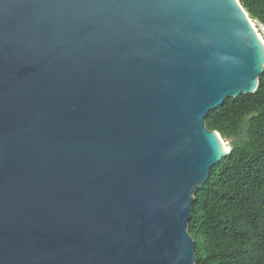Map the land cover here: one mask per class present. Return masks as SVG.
Segmentation results:
<instances>
[{
	"label": "water",
	"instance_id": "95a60500",
	"mask_svg": "<svg viewBox=\"0 0 264 264\" xmlns=\"http://www.w3.org/2000/svg\"><path fill=\"white\" fill-rule=\"evenodd\" d=\"M239 0H0V264H196L205 125L254 94Z\"/></svg>",
	"mask_w": 264,
	"mask_h": 264
},
{
	"label": "trees",
	"instance_id": "16d2710c",
	"mask_svg": "<svg viewBox=\"0 0 264 264\" xmlns=\"http://www.w3.org/2000/svg\"><path fill=\"white\" fill-rule=\"evenodd\" d=\"M239 2L264 26V0ZM204 122L232 150L194 196L196 264H264V72L254 94L226 99Z\"/></svg>",
	"mask_w": 264,
	"mask_h": 264
},
{
	"label": "rangeland",
	"instance_id": "374dc122",
	"mask_svg": "<svg viewBox=\"0 0 264 264\" xmlns=\"http://www.w3.org/2000/svg\"><path fill=\"white\" fill-rule=\"evenodd\" d=\"M252 22L254 23L259 36L262 38V40L264 42V26L262 24H260L258 21H255V20L254 21L252 20ZM222 139H223V141L225 143L226 140L224 138H222Z\"/></svg>",
	"mask_w": 264,
	"mask_h": 264
},
{
	"label": "bare ground",
	"instance_id": "6f19581e",
	"mask_svg": "<svg viewBox=\"0 0 264 264\" xmlns=\"http://www.w3.org/2000/svg\"><path fill=\"white\" fill-rule=\"evenodd\" d=\"M248 17H249V16H248ZM249 18H250V17H249ZM250 22H251L252 27L254 28L255 32L257 33L259 39L261 40L262 44L264 45V42H263L262 38L259 36V34H258L257 30H256V27H255V25H254V23L252 22L251 19H250ZM220 139H221V143H222V147H223L224 151H225V152H228V151H229V147H228L227 143H224V141H223L222 138H220Z\"/></svg>",
	"mask_w": 264,
	"mask_h": 264
}]
</instances>
